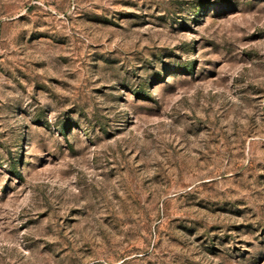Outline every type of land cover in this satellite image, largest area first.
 Here are the masks:
<instances>
[{
  "label": "rangeland",
  "instance_id": "1",
  "mask_svg": "<svg viewBox=\"0 0 264 264\" xmlns=\"http://www.w3.org/2000/svg\"><path fill=\"white\" fill-rule=\"evenodd\" d=\"M0 264H264V0H0Z\"/></svg>",
  "mask_w": 264,
  "mask_h": 264
}]
</instances>
